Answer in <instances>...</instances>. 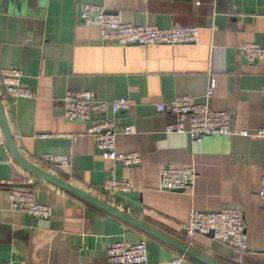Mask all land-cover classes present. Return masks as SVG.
<instances>
[{
	"label": "crops",
	"instance_id": "0c3cea01",
	"mask_svg": "<svg viewBox=\"0 0 264 264\" xmlns=\"http://www.w3.org/2000/svg\"><path fill=\"white\" fill-rule=\"evenodd\" d=\"M84 4L101 7L133 26L198 27L196 42L176 47L105 45L96 25L80 20ZM264 47V0H0V70L22 73L21 85L34 99L0 100L12 139L30 163L115 207L145 225L220 264H264V204L258 197L264 174V62L248 63L240 47ZM214 89L204 98L210 81ZM67 91H89L97 99L134 100L117 116L129 135L116 137L119 154L137 153V165L103 160L92 137L76 141L84 123L63 118ZM188 96L232 116V129L249 136H210L200 142L186 134H165L175 117L156 106ZM96 118V117H95ZM0 264H110L107 245L145 240V264H170L182 257L202 264L174 247L36 178L11 157L0 130ZM45 154L69 155L66 167L51 165ZM193 166V196L159 189L162 169ZM129 181L126 194H111L104 182ZM11 188H28L36 202L51 208L47 221L14 211ZM242 212L248 253L237 259L229 246L197 235L189 242L182 226L190 210Z\"/></svg>",
	"mask_w": 264,
	"mask_h": 264
},
{
	"label": "built area",
	"instance_id": "2783aa9c",
	"mask_svg": "<svg viewBox=\"0 0 264 264\" xmlns=\"http://www.w3.org/2000/svg\"><path fill=\"white\" fill-rule=\"evenodd\" d=\"M84 27L96 25L100 40L105 45H118L126 48L138 46L154 48L158 46H181L194 44L198 38V27L172 26L159 29L155 26H133L123 24L117 16L106 13L101 7L84 4L80 14ZM240 50L248 63L264 62V47L254 43H244ZM21 71L15 68L0 70V84L3 94L12 99H34L33 93L24 88L20 80ZM214 81H210L204 98L212 95ZM136 103L128 98H116L103 101L89 91H67L63 97V118L68 122L84 123L88 127L81 134H66L62 137L76 141L82 136L92 137L99 155L103 160L119 163L124 167L137 165L140 157L137 153L119 154L116 151V137L119 133L129 135L130 126L119 128L117 116L134 107ZM158 113H168L175 117V123L165 126V134H186L192 141L200 142L206 137L249 136L246 131L236 132L232 129V116L227 111H214L206 103L198 104L188 96H178L168 104L156 106ZM96 117V118H95ZM264 141V127L252 135ZM0 140L2 137L0 136ZM51 165L66 167L69 155L45 154L41 158ZM196 170L193 166L179 168L170 166L161 170L159 189L164 192H182L194 195ZM105 191L111 194H126L131 190L129 181L114 177L107 179ZM258 197L264 204V174L259 180ZM10 207L14 211L47 221L51 217V208L36 202L35 194L28 188H11L8 190ZM186 239L191 242L197 235L212 233V240L229 246L233 255L240 260L248 253L247 234L243 214L240 210L229 207L215 213H202L190 210L187 221L182 226ZM106 260L110 264H145L147 248L145 240L130 243L119 240L107 245ZM170 264H187L182 257H175Z\"/></svg>",
	"mask_w": 264,
	"mask_h": 264
},
{
	"label": "water",
	"instance_id": "95a60500",
	"mask_svg": "<svg viewBox=\"0 0 264 264\" xmlns=\"http://www.w3.org/2000/svg\"><path fill=\"white\" fill-rule=\"evenodd\" d=\"M0 130H1L2 135L4 137L7 149L9 151L11 157L13 158V160L21 168H23L26 172L33 175L36 178L37 182L39 180H44V181L62 189L63 191L79 198L80 200L88 203L89 205H92L93 207H95V208H97V209H99V210L123 221L124 223L140 230L141 232L174 247L178 251L188 255L189 257L197 260L198 262H200L202 264H220V263L204 256L203 254L195 251L194 249H191L187 245L171 239L170 237H168V236L164 235L163 233L145 225L144 223H142V222L138 221L137 219L129 216L128 214L116 209L115 207H112L111 205L93 197L90 194L85 193L84 191L70 185L69 183L56 178L55 176L44 171L43 169L36 167L32 163H30L28 160H26L21 155V153L18 151V149L15 146V143H14L12 136H11V133H10V129H9L6 117L4 115L1 100H0ZM206 236L212 238V233H210Z\"/></svg>",
	"mask_w": 264,
	"mask_h": 264
}]
</instances>
